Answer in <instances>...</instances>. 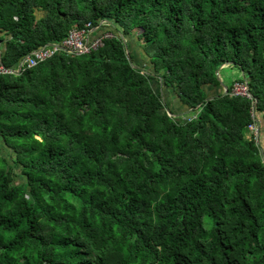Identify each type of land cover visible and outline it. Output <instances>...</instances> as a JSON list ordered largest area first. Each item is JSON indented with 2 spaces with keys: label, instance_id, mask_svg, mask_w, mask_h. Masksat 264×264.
<instances>
[{
  "label": "trees",
  "instance_id": "1",
  "mask_svg": "<svg viewBox=\"0 0 264 264\" xmlns=\"http://www.w3.org/2000/svg\"><path fill=\"white\" fill-rule=\"evenodd\" d=\"M0 61V264H264V0H0Z\"/></svg>",
  "mask_w": 264,
  "mask_h": 264
},
{
  "label": "built area",
  "instance_id": "2",
  "mask_svg": "<svg viewBox=\"0 0 264 264\" xmlns=\"http://www.w3.org/2000/svg\"><path fill=\"white\" fill-rule=\"evenodd\" d=\"M96 28L93 29L90 24H87L83 29H73L69 32L68 36L61 43H55L50 47L37 52L34 56L29 57L23 66L27 65L28 68H35L39 64L44 63L62 51L73 54L77 57H82L96 52L104 47V40L113 38V34L104 32L101 35H95ZM11 73L8 69L4 68L0 61V75ZM232 96H241L252 99L247 83L235 82L232 88ZM196 115L187 118L188 121L195 118ZM249 133L254 141L259 145L261 138V129L259 124L254 121L248 126Z\"/></svg>",
  "mask_w": 264,
  "mask_h": 264
},
{
  "label": "rangeland",
  "instance_id": "3",
  "mask_svg": "<svg viewBox=\"0 0 264 264\" xmlns=\"http://www.w3.org/2000/svg\"><path fill=\"white\" fill-rule=\"evenodd\" d=\"M134 50H135V49H134ZM138 52H139L138 50H135V51H134V54H135V56H136L137 59L141 60L142 52H141V51H140L139 53H138ZM141 61H143V59H142ZM143 63H144V62H143ZM145 65H146V64L144 63L143 66H145ZM145 67H148V66L146 65ZM240 75H241V74L238 75L237 72L232 71V70H230V69H224V72H223V74L221 75V79L223 78V79L226 81V83L229 84V86H230V85H232L233 81L235 82V80H236ZM241 76H242V75H241ZM241 76H240V77H241ZM223 79H222V80H223ZM224 89H225V88H224ZM225 91H226V89H225ZM226 92H227V91H226ZM166 93H167V91L165 90L164 94H166ZM165 99H166V101H167V105H168L170 108H173V109H174V105L177 104V99H176L174 96H170V95H168ZM260 146H261V148L264 150V136H263V135H262V138H261ZM15 182H17V183H21L22 180L19 179V178H17V179H15Z\"/></svg>",
  "mask_w": 264,
  "mask_h": 264
},
{
  "label": "water",
  "instance_id": "4",
  "mask_svg": "<svg viewBox=\"0 0 264 264\" xmlns=\"http://www.w3.org/2000/svg\"><path fill=\"white\" fill-rule=\"evenodd\" d=\"M97 29V28H96ZM96 31V30H95ZM129 61L130 58L128 57ZM23 71V64L20 66L19 70L16 71L17 74L21 73ZM217 76H219V78L221 79V71H217ZM222 80V79H221ZM224 88L226 89L227 93L229 92V88L226 84H223ZM256 104V102H255Z\"/></svg>",
  "mask_w": 264,
  "mask_h": 264
},
{
  "label": "crops",
  "instance_id": "5",
  "mask_svg": "<svg viewBox=\"0 0 264 264\" xmlns=\"http://www.w3.org/2000/svg\"><path fill=\"white\" fill-rule=\"evenodd\" d=\"M94 34L96 35V32H94ZM174 106L176 107L177 110H182L184 113L187 112V109L185 107L181 106L179 102H177V104H175ZM262 153L264 156V150L263 149H262Z\"/></svg>",
  "mask_w": 264,
  "mask_h": 264
}]
</instances>
